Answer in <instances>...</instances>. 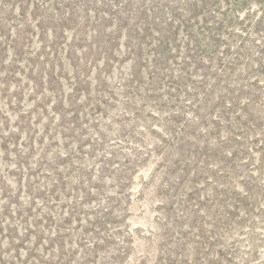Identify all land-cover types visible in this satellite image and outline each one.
I'll use <instances>...</instances> for the list:
<instances>
[{
  "label": "rangeland",
  "instance_id": "rangeland-1",
  "mask_svg": "<svg viewBox=\"0 0 264 264\" xmlns=\"http://www.w3.org/2000/svg\"><path fill=\"white\" fill-rule=\"evenodd\" d=\"M83 3L0 1V264H264V227L247 230L249 218L226 230L223 210V155L234 146L223 132L240 122L239 172L251 158L264 207V69L253 75L249 118L231 108L223 120V96L214 100L212 90L199 120L188 110L168 118L193 92L183 83L166 95L164 75L154 84L162 112L151 114L146 63L129 78L124 29L107 45L105 24L93 44L94 18L79 24ZM53 172L61 191L50 187Z\"/></svg>",
  "mask_w": 264,
  "mask_h": 264
},
{
  "label": "trees",
  "instance_id": "trees-1",
  "mask_svg": "<svg viewBox=\"0 0 264 264\" xmlns=\"http://www.w3.org/2000/svg\"><path fill=\"white\" fill-rule=\"evenodd\" d=\"M0 1H11L14 5L17 0ZM18 1L21 2L20 5L27 2ZM82 1L85 11L79 24H89L91 18H94L95 28L91 36L93 44L96 45V41L103 36L100 29L105 28V24L106 26L108 24L109 28V34L106 36L107 45H113L124 29V39L129 44L126 51L132 56L133 63L129 78L133 79L136 76L135 67L141 66L143 61L146 63L144 68L147 70L145 74L148 85L144 89L145 98L151 99L155 104L151 114L162 112L156 103L163 95L161 89L159 92L154 84H161L163 77L159 76L164 75L168 82L167 92L165 89L162 91L166 95L176 91L178 85L183 83H191L189 87L193 92L189 100H186L190 97L188 93L183 96L182 102L188 103L189 106L183 111L166 112L168 118L183 116L185 110H188L192 114L191 120H199L201 116L198 109L201 103L207 101L210 90L218 91L214 94V100L219 101L223 96V120L226 121L224 113L231 108H236L245 115V118H249L247 111L255 104L253 88L256 85V78L253 75L257 69H264V0ZM94 1L96 4L92 3ZM54 4L61 5L58 1ZM92 4L94 6H91ZM20 5L19 9H22ZM131 6L136 7L133 12H130ZM89 13L93 16H88ZM70 19L72 14L69 17L60 16L57 21L63 25ZM2 20L4 19L0 17V21ZM80 37L77 36L78 39ZM143 51L147 58L142 56ZM169 61L177 66L176 75L173 73L168 75L171 70V65L167 64ZM229 77L232 83L226 82V78ZM220 78H223V85L218 84ZM207 80L210 81V85L206 92L198 93L197 89ZM149 93L153 96H149ZM243 124L240 122L233 128L227 127L223 132L225 134L223 143L234 144L232 147L226 146L227 150L223 155L225 229L232 230L230 223L243 228L251 218V226L247 230L255 231L259 229L257 225L264 227V207L262 209V206H259L254 194L253 160L251 158L248 160L250 167L248 171L239 172V168H243L242 164L246 162L240 155L243 148L240 135ZM161 132L164 133V137L170 133L164 127ZM169 137L180 146V139L176 140L172 135ZM248 151L253 152L254 149L249 147ZM66 156L67 154L64 158ZM56 157L58 160L61 159L60 156ZM191 162L192 159L187 157L181 160L179 164L183 163L185 168L182 171L186 172L187 163ZM53 177L50 187L61 191L63 186L60 175L53 172ZM62 195L65 198V195Z\"/></svg>",
  "mask_w": 264,
  "mask_h": 264
}]
</instances>
